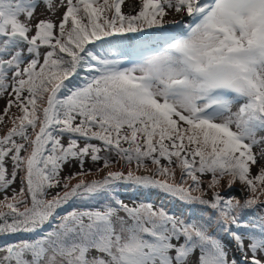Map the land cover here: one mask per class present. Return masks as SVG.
<instances>
[{
  "label": "snow or ice",
  "instance_id": "6c2138e0",
  "mask_svg": "<svg viewBox=\"0 0 264 264\" xmlns=\"http://www.w3.org/2000/svg\"><path fill=\"white\" fill-rule=\"evenodd\" d=\"M125 3L0 0V264H264V0Z\"/></svg>",
  "mask_w": 264,
  "mask_h": 264
},
{
  "label": "trees",
  "instance_id": "16d2710c",
  "mask_svg": "<svg viewBox=\"0 0 264 264\" xmlns=\"http://www.w3.org/2000/svg\"><path fill=\"white\" fill-rule=\"evenodd\" d=\"M150 33H155V29L153 30H148ZM173 31H175L174 29H171L169 28V33L167 34H171ZM159 39H161V37L159 35H153L152 36V39L149 41L150 43H155L157 42ZM125 44H127V41H125ZM130 50V49H129ZM112 51H115L114 49ZM83 75V73H81V76ZM74 82L75 83H79L80 82V77H75L74 78ZM17 109V108H16ZM16 113H10L11 115H19V110L17 109V111H15ZM9 120V116H6ZM5 121V119H4ZM3 121V122H4ZM3 122L0 123V130L2 128V125H3ZM12 127V126H11ZM10 127V128H11ZM8 131V130H7ZM65 144L67 143V140L65 139L64 141ZM80 143H83V141L81 140ZM93 143H99L98 141H93ZM83 146V145H82ZM102 163V162H101ZM121 163V166L118 167V169H115V170H123L125 172H127L128 168L127 167H123L122 168V165L124 164L123 161H120ZM118 164V163H117ZM100 165L97 164L96 166L95 165H91L85 169H88V168H92L93 171L95 170V168L99 167ZM114 166V165H113ZM132 167L134 168L135 167V164L133 163ZM78 169V168H77ZM152 169V168H150ZM111 170H114V169H111ZM73 171H79V170H73ZM144 170L141 169L140 172H138L137 174H141ZM67 174L65 173H61V176H65ZM178 177L175 178V181H169V182H175V183H179L180 182V169L178 170ZM102 177L98 176L97 179H100ZM157 179H165L164 177H156ZM79 179V177H77L76 179H73L71 181L72 184H75L77 182V180ZM85 179H89V177H85ZM94 179V178H93ZM188 183L190 184L191 181L189 180ZM226 189V185L221 189L222 191ZM236 189V187H235ZM64 189H52L50 191V194H49V199L55 195L56 192H63ZM193 195H199L198 192H194ZM232 195H237L239 196L237 193H235L234 191L232 192ZM120 197L121 199H123V201L125 203H128V204H132L133 202H149V203H153L155 206H163L166 210L172 212V213H175L177 215H180V214H183L185 217H188V216H196L199 214L200 212V208L199 206H189L188 204H185L183 202H180L179 200L177 199H174L168 195H166L165 193H163L162 191L158 190V189H155V188H138V187H134L132 185H125V186H122L121 189H120ZM241 198V197H240ZM243 199V198H241ZM264 200V199H262ZM246 216H248L249 218H251L252 214L251 213H246ZM23 234H17L15 236H10V237H3V236H0V245H3L4 243L6 242H12V241H16L20 238H22Z\"/></svg>",
  "mask_w": 264,
  "mask_h": 264
},
{
  "label": "rangeland",
  "instance_id": "374dc122",
  "mask_svg": "<svg viewBox=\"0 0 264 264\" xmlns=\"http://www.w3.org/2000/svg\"><path fill=\"white\" fill-rule=\"evenodd\" d=\"M130 2H131V0H126V3L122 6V11H124L125 13L129 12V10H130V9H129V3H130ZM62 11H63V9H61V12H62ZM45 15H46V14H45L43 8H38V9H37V16H38L39 18H44ZM169 19H171V17H170ZM176 19H180V17H176ZM7 98H8V97H7V94H5L4 98H3V99H0V114L3 113V109H4V106H5V101H6ZM15 111H17V109H16L15 107H12L11 110H10V113H11V114H12V113H16ZM4 119H5V121L3 122L2 128H1V130H0V136L5 135L6 132H7V130L12 126V123H11L10 119L8 120V118H7L6 116L4 117ZM258 136H264V133H258ZM80 144H81V146L83 145V143H80ZM262 147H264V145H262ZM253 151H254V152H258L259 149H258V148H254ZM91 165H94V164H92L91 161H86L84 167L87 168V167H89V166H91ZM95 166H96V165H95ZM120 166H121V163L119 162L118 164H114V166H112L111 169H114V170H115V169H118V167H120ZM6 167L8 168V171H9V173H10V172H11V162H10V161L6 162ZM149 167L152 168V169L155 168L154 165H149ZM77 168H78V166H77L75 163H73L72 165L65 166V169H64V171H63L62 173L68 174L70 171H73V170H79V168H78V169H77ZM178 170H179V168H176V177H175V178L178 177V175H177V174H178ZM252 171H253V174L256 173V169H255V168H253ZM143 172H144V171H143ZM143 172H142V173H143ZM98 176L102 177V176H103V173H97V172H95V170H94L93 173H92L91 175L88 176L89 179H87V180H92L93 178H94V179H97ZM203 179L206 181V180L208 179V177L205 176V177H203ZM226 180H227V177H225V179L221 182L222 185H224V186L226 185ZM235 187H236V189H239V188H240V185L237 184V185H235ZM13 188H15L17 191L19 190V188H20V182H19V180L16 181V183L12 186V188H9V189H8L7 194H8L9 196L12 195V189H13ZM57 189L59 190V189H61V188H57ZM63 191H64V190H63ZM234 192L237 193V194L240 196V193H239V192H237V191H235V190H234ZM3 196H4V193L0 192V200L3 199ZM240 197L243 198L242 196H240ZM261 199H264V196H262Z\"/></svg>",
  "mask_w": 264,
  "mask_h": 264
},
{
  "label": "bare ground",
  "instance_id": "6f19581e",
  "mask_svg": "<svg viewBox=\"0 0 264 264\" xmlns=\"http://www.w3.org/2000/svg\"><path fill=\"white\" fill-rule=\"evenodd\" d=\"M181 19V18H180Z\"/></svg>",
  "mask_w": 264,
  "mask_h": 264
}]
</instances>
